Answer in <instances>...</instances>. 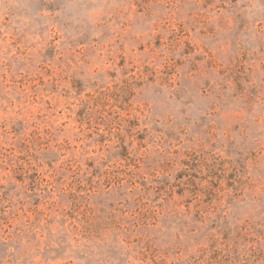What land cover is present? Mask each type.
Wrapping results in <instances>:
<instances>
[{"label": "rangeland", "instance_id": "obj_1", "mask_svg": "<svg viewBox=\"0 0 264 264\" xmlns=\"http://www.w3.org/2000/svg\"><path fill=\"white\" fill-rule=\"evenodd\" d=\"M0 264H264V0H0Z\"/></svg>", "mask_w": 264, "mask_h": 264}]
</instances>
